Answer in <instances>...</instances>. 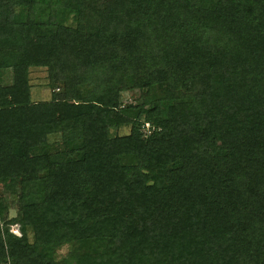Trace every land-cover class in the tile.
I'll list each match as a JSON object with an SVG mask.
<instances>
[{
    "label": "trees",
    "instance_id": "16d2710c",
    "mask_svg": "<svg viewBox=\"0 0 264 264\" xmlns=\"http://www.w3.org/2000/svg\"><path fill=\"white\" fill-rule=\"evenodd\" d=\"M6 259L264 264V0H0Z\"/></svg>",
    "mask_w": 264,
    "mask_h": 264
},
{
    "label": "rangeland",
    "instance_id": "374dc122",
    "mask_svg": "<svg viewBox=\"0 0 264 264\" xmlns=\"http://www.w3.org/2000/svg\"><path fill=\"white\" fill-rule=\"evenodd\" d=\"M11 81V69H7L3 72V75L1 76V82L4 84L10 83ZM28 83L30 85V94L32 95L31 100L33 101H42L49 99L50 90L48 87L47 79H46V72L44 67H31L28 70ZM163 88L162 83H158L154 86V91H160ZM86 87H81V92L84 94L86 92ZM137 92L134 90L127 89L126 91H123L120 93V98L123 102H132L137 101ZM34 98H37L39 100H36ZM129 130V125H123L115 129H110L111 134H125ZM49 142H56L59 140L58 134H52L48 136ZM11 198V197H10ZM7 199V216L12 217L15 215V208L12 205V198ZM8 231L11 232L14 235H19L18 225L17 224H11L8 227ZM67 245L63 244L59 247H57L54 251V257H61L67 252Z\"/></svg>",
    "mask_w": 264,
    "mask_h": 264
},
{
    "label": "built area",
    "instance_id": "2783aa9c",
    "mask_svg": "<svg viewBox=\"0 0 264 264\" xmlns=\"http://www.w3.org/2000/svg\"><path fill=\"white\" fill-rule=\"evenodd\" d=\"M140 130L144 133V136L147 135L150 131V125L147 122H144L141 126H140ZM7 258V257H6ZM3 264H9V262L7 261V259L5 260V262Z\"/></svg>",
    "mask_w": 264,
    "mask_h": 264
},
{
    "label": "crops",
    "instance_id": "0c3cea01",
    "mask_svg": "<svg viewBox=\"0 0 264 264\" xmlns=\"http://www.w3.org/2000/svg\"><path fill=\"white\" fill-rule=\"evenodd\" d=\"M31 92V91H30ZM32 94V93H31ZM31 98H32V95H31ZM34 99H36V100H39V99H37V98H34Z\"/></svg>",
    "mask_w": 264,
    "mask_h": 264
}]
</instances>
